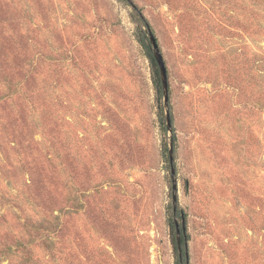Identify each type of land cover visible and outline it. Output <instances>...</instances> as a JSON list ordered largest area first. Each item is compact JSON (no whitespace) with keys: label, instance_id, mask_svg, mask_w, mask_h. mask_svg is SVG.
<instances>
[{"label":"rangeland","instance_id":"374dc122","mask_svg":"<svg viewBox=\"0 0 264 264\" xmlns=\"http://www.w3.org/2000/svg\"><path fill=\"white\" fill-rule=\"evenodd\" d=\"M132 1L172 134L127 0H0V264H264V0Z\"/></svg>","mask_w":264,"mask_h":264},{"label":"water","instance_id":"95a60500","mask_svg":"<svg viewBox=\"0 0 264 264\" xmlns=\"http://www.w3.org/2000/svg\"><path fill=\"white\" fill-rule=\"evenodd\" d=\"M127 1L136 10V12H138L141 20L145 24V30H144L146 35L145 39L159 69V77H160L162 96H163L165 124L168 132L172 134L173 122H172L171 108H170L169 77H168L166 62L164 60L163 54L158 44V40L154 32L152 31L150 25L146 22V18L132 0H127ZM168 154H169V164H170L171 178H172V206H173V213L176 216L179 210L178 208L179 196H178L177 179L175 178L176 176L175 149H174V141L172 136L170 137ZM180 217H181V223H179L178 220L175 219L177 247H178L181 264H184L183 254L186 256V264H189L190 261H189V253H188L187 222H186L185 213L182 210H180Z\"/></svg>","mask_w":264,"mask_h":264},{"label":"trees","instance_id":"16d2710c","mask_svg":"<svg viewBox=\"0 0 264 264\" xmlns=\"http://www.w3.org/2000/svg\"><path fill=\"white\" fill-rule=\"evenodd\" d=\"M140 42L143 44V46L146 50L147 56L151 61L152 79H153V82H154V85L156 88V92L159 95V97H162V88H161V82H160V77H159V69H158V66H157L154 58H153L152 52H151L147 42L144 40V34L143 33H141ZM170 108H171V106H170ZM171 116H172V122L174 123V115H173L172 109H171ZM161 123H162L163 131L166 132L167 128H166V124L164 122V119H161ZM170 227H171L172 244L174 246V250L176 252V257H177V264H181L179 252H178V247H177V240H176L175 220L171 221ZM41 228H42V223H41V225H39V228L36 230L39 231ZM29 244H31V243L28 241L27 242L18 241L17 248H19L18 251H20V253H21V255L15 253L17 255L16 257H19V263L18 264H37V262L35 261V258H34V253L31 249V247H29ZM44 245H45V247H47V246L49 247L47 242H44ZM5 249L2 250L1 254L3 255L4 259H8L9 255L14 254V252H12L11 248H9L7 250H5ZM184 251H185V249H184ZM183 263L186 264V256L184 254H183Z\"/></svg>","mask_w":264,"mask_h":264}]
</instances>
